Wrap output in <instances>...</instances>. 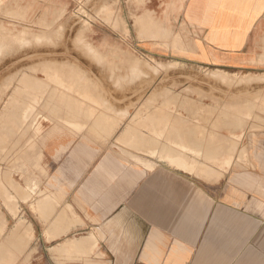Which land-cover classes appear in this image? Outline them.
Listing matches in <instances>:
<instances>
[{
  "label": "crops",
  "instance_id": "crops-1",
  "mask_svg": "<svg viewBox=\"0 0 264 264\" xmlns=\"http://www.w3.org/2000/svg\"><path fill=\"white\" fill-rule=\"evenodd\" d=\"M148 5L133 31L145 56L264 72V0ZM72 110L73 127L47 129L39 194L17 190L0 209V264H264V137L242 168L226 170L223 151L216 168L198 161L181 174L130 162L104 131L77 127Z\"/></svg>",
  "mask_w": 264,
  "mask_h": 264
},
{
  "label": "rangeland",
  "instance_id": "rangeland-1",
  "mask_svg": "<svg viewBox=\"0 0 264 264\" xmlns=\"http://www.w3.org/2000/svg\"><path fill=\"white\" fill-rule=\"evenodd\" d=\"M149 1L0 0V209L17 190L39 194L47 129L73 127L72 109L77 127L104 131L135 164L194 173L198 161L216 168L223 151L226 170L247 164L264 137V72L145 56L133 31ZM29 26L42 34L27 33L23 47L18 34ZM111 97L119 99L107 104ZM197 145L218 149L207 155Z\"/></svg>",
  "mask_w": 264,
  "mask_h": 264
},
{
  "label": "bare ground",
  "instance_id": "bare-ground-1",
  "mask_svg": "<svg viewBox=\"0 0 264 264\" xmlns=\"http://www.w3.org/2000/svg\"><path fill=\"white\" fill-rule=\"evenodd\" d=\"M141 1H143V0H141ZM153 12V11H152ZM151 12V13H152ZM154 18V17H153ZM24 21V20H23ZM153 21V20H152ZM154 22V21H153ZM31 23V22H30ZM156 23V22H155ZM154 23V24H155ZM151 24H153V23H151ZM157 24V23H156ZM30 27V26H29ZM38 27V26H37ZM159 27V26H158ZM31 28V27H30ZM36 28V27H35ZM156 28V27H155ZM8 31H9V29H8ZM153 31V30H152ZM34 32V33H33ZM27 33L29 34V35H34V36H37V35H41L42 34V32H40V30H39V28H37V29H35V30H32V28L30 29V30H27V27L26 28H24V29H22V30H20V33L18 34V36L20 37V39H19V42L23 45V47L24 46H26V44H27V42H26V40H27ZM1 39V38H0ZM12 39V38H11ZM14 39V38H13ZM12 39V40H13ZM3 41L2 42H0V50H1V45L3 46V43L5 42V39H2ZM15 40V39H14ZM14 40H13V42H14ZM17 40V39H16ZM176 41V40H175ZM182 42V41H181ZM263 42V41H262ZM180 44V43H179ZM98 55V54H97ZM261 58V57H260ZM116 64V63H115ZM14 66V65H13ZM42 87V86H41ZM48 87V86H47ZM36 88V87H35ZM51 92V91H50ZM60 92V91H59ZM261 102V101H260ZM29 104V103H28ZM77 104V103H76ZM25 106H26V104H24ZM34 105V104H33ZM44 105V104H43ZM260 105V104H259ZM261 106V105H260ZM24 107V106H23ZM34 107V106H33ZM41 107V106H40ZM21 108V107H20ZM31 108H32V106H31ZM31 108H30V110H31ZM257 108V107H256ZM259 108V107H258ZM22 109V108H21ZM25 109H27V108H25ZM35 109V108H34ZM42 109V108H41ZM34 111V110H33ZM32 111V112H33ZM78 111V110H77ZM80 111V110H79ZM79 111L77 112V113H79ZM85 111V110H84ZM23 112V111H22ZM35 112V111H34ZM39 112H41V111H39ZM75 112H76V110H75ZM254 112V111H253ZM263 112V111H262ZM25 113H27V112H25ZM28 113H29V111H28ZM43 113V112H42ZM86 113V112H85ZM258 113V112H257ZM33 114V113H32ZM36 114H38V113H36ZM249 114V113H248ZM251 114V113H250ZM253 114V113H252ZM260 114H261V112H260ZM83 115V114H82ZM89 115V114H88ZM28 116V115H27ZM37 116V115H36ZM78 116H79V114H78ZM248 116V115H247ZM258 116V115H257ZM29 117V116H28ZM34 117H35V115H34ZM259 117V116H258ZM257 118V117H256ZM35 119V118H34ZM32 121V120H31ZM33 122V121H32ZM24 125V124H23ZM28 125V124H27ZM26 127V126H25ZM22 128V127H21ZM56 128V127H55ZM58 130V129H57ZM128 131V130H127ZM126 131V132H127ZM26 132V131H25ZM25 134V133H24ZM125 135V134H124ZM19 156V155H18ZM28 156V155H27ZM23 157V156H22ZM25 158V157H24ZM27 159V158H26ZM24 170H25V168H24ZM8 174H10V173H8ZM4 175V174H3ZM1 180V179H0ZM28 181V180H27ZM6 184V183H5ZM2 186V185H1ZM2 189V188H1ZM24 189V188H23ZM16 191V190H15ZM25 191V190H24ZM9 193V192H8ZM7 193V194H8ZM23 198V200H24V197H22ZM16 200V199H15ZM13 202V201H12ZM13 204H14V202H13ZM17 206V205H16ZM31 206V205H30ZM13 207H14V205H13ZM18 207V206H17ZM9 208H11V206H9ZM13 209V208H12ZM16 212V211H15ZM1 215V214H0ZM6 224V222H3V224ZM1 226V225H0ZM94 239V238H93ZM95 241V240H94ZM75 243V242H74ZM81 243H82V241H81ZM93 243H95V242H93ZM76 244H77V242H76ZM79 244V243H78ZM68 246V245H67ZM76 247V246H75ZM86 247V246H85ZM67 248V247H66ZM71 248V247H70ZM78 248H81V247H78ZM1 250V249H0ZM72 250V249H71ZM8 259V258H7ZM4 260V259H3ZM6 261V260H5ZM4 261V262H5ZM7 261H9V260H7ZM10 261H11V259H10ZM9 263V262H8ZM7 263V264H8Z\"/></svg>",
  "mask_w": 264,
  "mask_h": 264
}]
</instances>
